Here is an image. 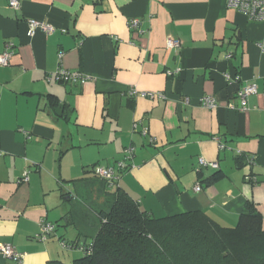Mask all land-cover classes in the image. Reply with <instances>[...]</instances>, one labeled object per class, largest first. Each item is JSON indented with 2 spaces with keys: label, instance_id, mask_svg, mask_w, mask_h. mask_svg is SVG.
Wrapping results in <instances>:
<instances>
[{
  "label": "crops",
  "instance_id": "obj_1",
  "mask_svg": "<svg viewBox=\"0 0 264 264\" xmlns=\"http://www.w3.org/2000/svg\"><path fill=\"white\" fill-rule=\"evenodd\" d=\"M32 19L55 32L31 36ZM263 39L264 22L227 0H21L18 10L0 0V55L14 51L0 66V245L24 254L20 264H72L83 252L62 241L86 244L87 204L113 198L92 167L117 169L130 146L117 188L153 217L203 211L234 227L248 203L264 216ZM60 69L88 80L59 82ZM207 96L216 108L202 106ZM42 220L56 225L46 242ZM0 264L19 263L0 253Z\"/></svg>",
  "mask_w": 264,
  "mask_h": 264
},
{
  "label": "trees",
  "instance_id": "obj_2",
  "mask_svg": "<svg viewBox=\"0 0 264 264\" xmlns=\"http://www.w3.org/2000/svg\"><path fill=\"white\" fill-rule=\"evenodd\" d=\"M223 178L217 172L205 183ZM103 182L102 193L111 195ZM107 203L87 204L83 247L62 241L83 252L72 264H264V216L252 203L236 227L222 226L203 211L155 218L121 188Z\"/></svg>",
  "mask_w": 264,
  "mask_h": 264
},
{
  "label": "built area",
  "instance_id": "obj_3",
  "mask_svg": "<svg viewBox=\"0 0 264 264\" xmlns=\"http://www.w3.org/2000/svg\"><path fill=\"white\" fill-rule=\"evenodd\" d=\"M10 7L18 10L21 6V0H9ZM227 6L229 9L236 10L245 16H247L249 19L253 21H259L264 22V0H227ZM140 22L138 20H132L129 22V28L131 29H137L139 27ZM29 34L33 36L37 31H41L45 34H52L55 32L56 27L53 26L50 23H47L45 21L41 20H29ZM167 45L169 48H179L181 46V43L179 41L174 40H168ZM260 48L264 52V39L259 43ZM14 55L13 51V45L9 44L8 49L6 52H4L2 55H0V66L6 67L9 65L10 59ZM60 56L62 57L63 54L61 53ZM230 56H228L229 58ZM55 78L57 81L65 83V84H77L81 83L84 84L87 82L88 77L84 74L77 72V71H70L67 69H60L55 74ZM257 93V87L256 85H249L247 86L243 91L239 93L240 98L243 102V110H248L246 104L247 99L249 96ZM129 95L131 97H138V96H144L150 99H156V98H165L164 94L162 93H141L136 88H131L129 90ZM201 104L203 107L208 109H214L216 108L215 100L212 97H204L201 100ZM137 127V126H135ZM147 132L145 131L144 134ZM154 141V140H152ZM224 148V146H222ZM135 149L134 147L130 146L125 149L124 151V160L117 163V169L115 168H105L102 166H95L93 168L94 174L100 178L101 180L105 181L109 187H112L117 184V181L120 178L119 173L126 171L127 169V162L132 160L134 157ZM200 167H211L213 169H218L219 166L216 163H210L206 161L204 158H201L199 160ZM23 182H28L29 177L26 175L23 180ZM201 185H197L195 190L200 191ZM41 226V234L39 235V239L46 242L51 235L55 233L56 225L42 220L40 223ZM63 247L66 249H70L69 246H67L65 243H62ZM0 253L8 260L14 261L16 263H22L24 254L19 253L16 248L11 243H6L0 245Z\"/></svg>",
  "mask_w": 264,
  "mask_h": 264
},
{
  "label": "rangeland",
  "instance_id": "obj_4",
  "mask_svg": "<svg viewBox=\"0 0 264 264\" xmlns=\"http://www.w3.org/2000/svg\"><path fill=\"white\" fill-rule=\"evenodd\" d=\"M122 159H124V156H122ZM108 191H109V193L111 194V195H115V192L117 191V184L116 185H114V186H112V187H109V189H108ZM73 192V191H72ZM74 193V192H73ZM74 195V194H73ZM106 200V199H105ZM75 204H78V206H80L81 204L80 203H82V202H80V200H78L77 199V197L74 195V201H73ZM108 201L106 200L105 201V204H104V206L106 207L107 205L106 204H108L107 203ZM81 208H82V210L84 209V206H83V204L81 205ZM97 222H98V220H97ZM237 225H238V223H237ZM234 227H236V226H234Z\"/></svg>",
  "mask_w": 264,
  "mask_h": 264
},
{
  "label": "water",
  "instance_id": "obj_5",
  "mask_svg": "<svg viewBox=\"0 0 264 264\" xmlns=\"http://www.w3.org/2000/svg\"><path fill=\"white\" fill-rule=\"evenodd\" d=\"M56 112H57V114H61V112H62V106H60L57 110H56ZM85 238H82L81 239V241H80V246H84V244H85Z\"/></svg>",
  "mask_w": 264,
  "mask_h": 264
}]
</instances>
